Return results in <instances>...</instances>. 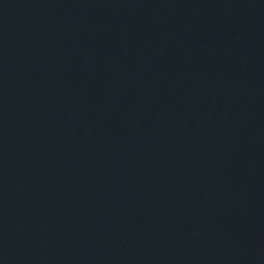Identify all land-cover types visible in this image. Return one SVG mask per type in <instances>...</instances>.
Masks as SVG:
<instances>
[{
	"label": "water",
	"instance_id": "95a60500",
	"mask_svg": "<svg viewBox=\"0 0 264 264\" xmlns=\"http://www.w3.org/2000/svg\"><path fill=\"white\" fill-rule=\"evenodd\" d=\"M0 264H264V0H0Z\"/></svg>",
	"mask_w": 264,
	"mask_h": 264
}]
</instances>
